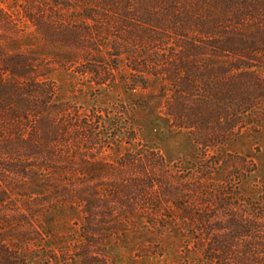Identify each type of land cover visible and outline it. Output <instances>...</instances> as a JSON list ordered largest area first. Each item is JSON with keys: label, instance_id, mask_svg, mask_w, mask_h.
I'll list each match as a JSON object with an SVG mask.
<instances>
[{"label": "rangeland", "instance_id": "1", "mask_svg": "<svg viewBox=\"0 0 264 264\" xmlns=\"http://www.w3.org/2000/svg\"><path fill=\"white\" fill-rule=\"evenodd\" d=\"M187 2L180 0L177 13H173L161 0H0V10L10 16L13 24L0 27V48L31 56L32 72L53 85L52 103L69 108L58 118L71 124L67 125L71 134L63 138L62 146L70 153L65 161L72 165L67 174H60L65 185H55L54 177H48L50 188L37 217L39 226L50 235L45 239L42 257L51 255V241L57 239V258L79 264L78 250L83 246L81 206L68 202H76L82 181L88 177L93 180L91 186L98 187L103 195L113 194L110 186L116 180H140L144 175L141 167L129 170L119 166L128 157L140 160L142 155L158 154L163 158L164 164L151 175L157 179L160 176V181L179 190L175 196L165 195L166 201L173 204L177 197L186 205L197 203L199 209L208 210L223 207L220 200L238 208L264 200V108L256 118L226 133L224 144L209 149L196 142L206 133L213 138L220 135V124L202 127L201 132L178 129L167 116L166 106L173 96L170 84L165 83L168 79L164 70L172 72L173 56L178 50L170 24L174 17L183 19L179 14L185 13ZM92 11L97 14L93 20L103 26L93 28L94 23L87 20ZM140 14L163 18L169 22L167 32L157 30L152 35L146 26L128 20ZM29 18H42L48 26L46 32L36 31ZM185 36L190 38L191 34ZM112 68L114 71H110ZM259 68L264 80V67ZM98 81L104 84L97 86ZM191 81L196 93L188 96V108L199 101L195 94L201 95L197 93L202 87L195 77ZM83 161L109 165L111 171L102 175L93 170L83 175L78 171ZM169 175L168 181L161 178ZM5 176L0 183L1 215L7 220L27 215L28 204L23 199L26 187L13 172ZM59 185L61 194L50 195L51 188ZM150 204H144V209L150 210ZM169 206L174 207L172 203ZM115 210L128 212L117 205ZM144 212L149 216L148 210ZM121 216H117L121 220L118 225L105 227L94 247L112 264H200L186 251L189 243L180 223H165L156 217V227H143L140 216L144 215L139 211L124 219ZM61 249H65L63 255ZM22 250L28 264H41L40 257L33 258L40 256L33 246Z\"/></svg>", "mask_w": 264, "mask_h": 264}, {"label": "trees", "instance_id": "2", "mask_svg": "<svg viewBox=\"0 0 264 264\" xmlns=\"http://www.w3.org/2000/svg\"><path fill=\"white\" fill-rule=\"evenodd\" d=\"M161 1L166 2L171 12L177 13L180 0ZM187 3L190 12L186 9L185 13L188 16L180 13L183 19L174 17V23L170 24L178 50L173 56L172 72L167 74L168 70H164L168 79L165 83L170 84L173 96L166 112L178 129L201 132L202 127L220 124L221 137L213 138L206 133L196 142L209 149L224 144L226 133L245 125L246 120L256 118L259 110L264 108V80L259 75V67H264V0H188ZM91 13L86 18L94 23L93 28H98L102 24L93 20L96 12ZM0 15V27H12L10 16H5L1 10ZM133 17L128 20L146 26L152 35L157 30L167 32L169 22L163 18L145 14ZM29 20L36 31L44 33L48 29L42 18ZM186 33L191 37H186ZM31 58L0 48V183L5 181L6 173L13 172L26 187L23 199L28 204L27 215L18 214L7 220L0 213V264H28L22 250L26 246H33L35 253L40 255L33 258L40 257L41 264H67L65 258L60 261L56 256L57 244L54 242H58L57 239L51 241V255L42 257L45 239L50 235L39 226L37 217L47 196L46 190L50 188L49 174L54 177L55 185L56 182L65 185L60 174H67L72 165L65 161L70 153L62 146L63 138L71 134L67 132V125L71 124L58 118L69 108L52 103L53 85L32 72L31 61L34 60ZM257 64L259 67L255 66ZM91 76H97L96 72ZM193 77L202 86L197 93L201 92V95L195 94L200 99L193 108H188L187 98L195 91ZM95 84L101 86L104 82ZM163 164V158L158 154L142 155L140 160L128 157L119 166L129 170L141 167L144 175L140 180H116L110 186L114 191L112 195H103L98 187H92L93 180L89 177L82 181L76 202H68L81 206L80 243L83 246L78 250L81 253L79 264H112L109 258L94 249L96 239L106 231L105 227L121 222L118 215L124 219L136 211L144 215L140 216L143 227H156L153 222L156 217L165 223L183 225L189 243L186 251L200 264H264V200L240 208L232 203L226 206V201L220 200L223 207L208 210L199 209L197 203L186 205L177 197L173 204L166 201L165 195L175 196L179 190L160 181V176L157 179L151 175ZM79 168L83 175L93 170L102 175L111 171L109 165L88 164L87 161L81 162ZM161 178L166 180L170 175ZM58 187L53 186L50 195H57L61 185ZM66 187L68 185L63 189ZM156 194L157 198L152 199ZM147 203L152 205L150 210L144 209ZM116 205L128 212L120 214L115 210ZM138 206L142 208L137 210ZM147 210L149 216H145ZM64 251L61 249L60 253L63 255Z\"/></svg>", "mask_w": 264, "mask_h": 264}]
</instances>
